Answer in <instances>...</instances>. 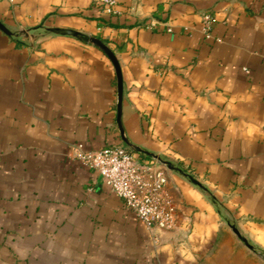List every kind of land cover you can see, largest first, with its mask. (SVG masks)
Here are the masks:
<instances>
[{
    "label": "crops",
    "instance_id": "crops-1",
    "mask_svg": "<svg viewBox=\"0 0 264 264\" xmlns=\"http://www.w3.org/2000/svg\"><path fill=\"white\" fill-rule=\"evenodd\" d=\"M0 22V264H227L240 244L264 259V0H0ZM49 29L112 50L140 151L110 58ZM119 145L179 169L175 231L80 159Z\"/></svg>",
    "mask_w": 264,
    "mask_h": 264
},
{
    "label": "built area",
    "instance_id": "built-area-1",
    "mask_svg": "<svg viewBox=\"0 0 264 264\" xmlns=\"http://www.w3.org/2000/svg\"><path fill=\"white\" fill-rule=\"evenodd\" d=\"M118 2L95 0V4L108 14H116ZM215 22L213 15H202V31L208 40L213 38ZM80 159L99 174L126 209L150 230L160 234L176 230V203L167 190L169 171L158 161H138L122 145L84 153Z\"/></svg>",
    "mask_w": 264,
    "mask_h": 264
},
{
    "label": "water",
    "instance_id": "water-1",
    "mask_svg": "<svg viewBox=\"0 0 264 264\" xmlns=\"http://www.w3.org/2000/svg\"><path fill=\"white\" fill-rule=\"evenodd\" d=\"M0 30L3 31L4 33L10 35V32L6 29V27L0 22ZM49 32L53 33V34H58V35H70L73 37L78 38L79 40L89 43L91 45H94L95 47L99 48L101 51H103L112 61L115 70H116V74H117V80H118V125H119V130H120V135L122 140L134 151H140V149L136 146H134L133 144L130 143V141L127 139L126 137V133L125 130L123 128L122 125V119H121V111H122V98H123V80H122V72H121V68L119 65L118 60L116 59L114 53L112 52V50L101 40L95 38V37H91V36H86V35H81L80 33H77L75 31H71V30H62V29H49ZM154 160L158 161L161 165H163L168 171H179V169H177L174 165H172L171 163L164 161L163 159H160L157 156H152L150 155ZM188 178H190L192 180V178L190 176H187ZM237 235L239 237L240 234L239 232L235 229ZM181 237H177L176 238V244L180 243L181 244ZM244 242H246L243 239Z\"/></svg>",
    "mask_w": 264,
    "mask_h": 264
},
{
    "label": "rangeland",
    "instance_id": "rangeland-1",
    "mask_svg": "<svg viewBox=\"0 0 264 264\" xmlns=\"http://www.w3.org/2000/svg\"><path fill=\"white\" fill-rule=\"evenodd\" d=\"M227 264H264L258 253L249 250L245 244H240L237 248L234 246V254Z\"/></svg>",
    "mask_w": 264,
    "mask_h": 264
}]
</instances>
